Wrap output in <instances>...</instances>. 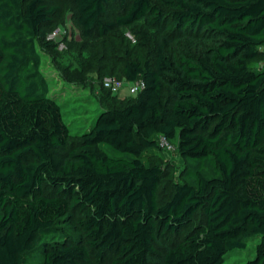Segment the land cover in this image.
Returning <instances> with one entry per match:
<instances>
[{
    "label": "trees",
    "instance_id": "obj_1",
    "mask_svg": "<svg viewBox=\"0 0 264 264\" xmlns=\"http://www.w3.org/2000/svg\"><path fill=\"white\" fill-rule=\"evenodd\" d=\"M72 2L85 39L145 20L155 58L125 47L110 75L144 87L72 133L37 47L60 5L0 0V264H223L255 239L264 264V0ZM162 134L185 161L164 197Z\"/></svg>",
    "mask_w": 264,
    "mask_h": 264
},
{
    "label": "rangeland",
    "instance_id": "obj_2",
    "mask_svg": "<svg viewBox=\"0 0 264 264\" xmlns=\"http://www.w3.org/2000/svg\"><path fill=\"white\" fill-rule=\"evenodd\" d=\"M49 2L58 3L60 10L56 13L54 21L45 27L47 37L39 38L37 42L42 57L41 69L48 78L51 94L63 105L72 133H76L89 126L96 112L108 106H120L123 104L121 99L131 96L126 81L114 94L103 84L107 75L122 76L120 70L124 48H131L133 55L138 54L153 63L159 35L145 20H140L131 26L121 27L104 39H85L80 33L72 0ZM114 12L116 13L117 9H114ZM54 31L59 33L52 36ZM143 33L149 34L146 44H142ZM44 40H51V45L45 46ZM263 65L264 48H261L260 54L255 58V67L261 68ZM171 141L176 147L175 150L160 153L165 167L160 187L161 197L171 193L173 183L182 180L185 169V161L177 149L178 138ZM200 221L201 213L198 212L194 219L181 229L177 240L182 239ZM258 241L252 240L245 250L231 253L223 264H241L252 258L256 253Z\"/></svg>",
    "mask_w": 264,
    "mask_h": 264
},
{
    "label": "built area",
    "instance_id": "obj_3",
    "mask_svg": "<svg viewBox=\"0 0 264 264\" xmlns=\"http://www.w3.org/2000/svg\"><path fill=\"white\" fill-rule=\"evenodd\" d=\"M59 33V31H54L52 36H55ZM129 84V92L132 95H135L139 92L140 89H142L145 85L144 80L142 78H139L135 81H126ZM125 80L123 78L114 76V75H107L104 80L103 84L104 86L112 91L113 93H116L119 91V89L124 85ZM159 144L160 146L167 152H172L175 150V145L171 142V140L165 135L162 134L159 136Z\"/></svg>",
    "mask_w": 264,
    "mask_h": 264
}]
</instances>
